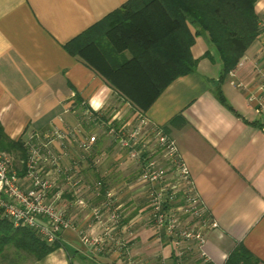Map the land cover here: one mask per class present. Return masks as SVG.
<instances>
[{
  "label": "crops",
  "instance_id": "0c3cea01",
  "mask_svg": "<svg viewBox=\"0 0 264 264\" xmlns=\"http://www.w3.org/2000/svg\"><path fill=\"white\" fill-rule=\"evenodd\" d=\"M128 1L0 0V125L5 135L24 142L33 133L68 135L52 145L60 170L45 165V173L55 191L63 192L62 205L73 227L58 237L57 250L28 264H128V258L134 264H225L238 247L264 264V132L241 90L264 88L263 39L257 38L221 85L232 110L215 95L220 61L207 38L199 35L191 49L199 61L196 72L176 79L141 115L65 50L67 43ZM255 14L264 21V0L255 4ZM139 116L175 142L216 223L206 231L201 248L206 261L197 250L178 259L163 233L157 234L149 188L139 179L141 166L109 133L116 129L127 137L138 130ZM92 136L96 142L87 154L79 143ZM96 182L102 183L98 196L88 188ZM75 186L86 208L75 204ZM106 203L121 214L120 224L111 229L126 244L124 249L108 245L97 252L98 245L83 244L81 236L103 237L104 228L91 208Z\"/></svg>",
  "mask_w": 264,
  "mask_h": 264
},
{
  "label": "trees",
  "instance_id": "16d2710c",
  "mask_svg": "<svg viewBox=\"0 0 264 264\" xmlns=\"http://www.w3.org/2000/svg\"><path fill=\"white\" fill-rule=\"evenodd\" d=\"M257 1L129 0L67 43L65 50L144 115L171 83L196 72L199 61L191 49L196 37L204 35L221 65L215 95L232 110L221 85L260 36ZM0 150L18 161L28 156L25 142L9 139L1 125ZM170 207L164 206L165 210ZM59 247L58 238L48 243L34 230L15 228L0 211L3 264L38 262ZM225 264H257V260L238 247Z\"/></svg>",
  "mask_w": 264,
  "mask_h": 264
},
{
  "label": "built area",
  "instance_id": "2783aa9c",
  "mask_svg": "<svg viewBox=\"0 0 264 264\" xmlns=\"http://www.w3.org/2000/svg\"><path fill=\"white\" fill-rule=\"evenodd\" d=\"M259 29L264 42V21H260ZM241 90L248 94L247 101L260 118L264 132V88L250 91V88L242 87ZM138 118V130L127 137L114 129H110L109 133L126 149L128 158L141 166L139 179L149 188L155 231L158 235L163 233L178 259L197 250L206 261L201 248L206 240V231L215 228L216 223L209 217L197 194L189 169L179 155L175 142L161 128L150 125L141 116ZM142 128H146L144 134ZM67 137V134L58 131L33 133L25 142L28 155L25 161H18L13 155L0 150V211L15 228L34 230L48 243H53L62 232L73 227L62 205L63 192L55 191L54 182L45 173V165L60 170V159L52 145L55 140ZM95 142L96 137L92 136L81 141L79 146L90 154ZM94 162L96 164L99 161ZM170 171L173 175L169 180L167 174ZM68 180L71 183L70 177ZM77 186L74 191L75 204L86 208V202L79 196L81 189ZM88 188L98 196L102 183L96 182ZM165 205L172 207L165 210ZM111 206V203H106L91 208L92 217L104 228L103 237L88 239L85 235L81 236L83 244H97V252L104 251L108 245L125 248L126 241L112 233L111 227L120 224L121 214L117 209H111ZM127 261L128 264H134L129 258Z\"/></svg>",
  "mask_w": 264,
  "mask_h": 264
},
{
  "label": "rangeland",
  "instance_id": "374dc122",
  "mask_svg": "<svg viewBox=\"0 0 264 264\" xmlns=\"http://www.w3.org/2000/svg\"><path fill=\"white\" fill-rule=\"evenodd\" d=\"M172 171H170V172H168V174H167V178L170 180L171 178H172Z\"/></svg>",
  "mask_w": 264,
  "mask_h": 264
},
{
  "label": "water",
  "instance_id": "95a60500",
  "mask_svg": "<svg viewBox=\"0 0 264 264\" xmlns=\"http://www.w3.org/2000/svg\"><path fill=\"white\" fill-rule=\"evenodd\" d=\"M218 83H219L218 81H215V82H214L215 85H218Z\"/></svg>",
  "mask_w": 264,
  "mask_h": 264
}]
</instances>
